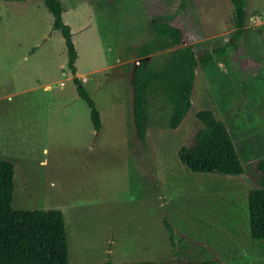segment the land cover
Segmentation results:
<instances>
[{
  "label": "rangeland",
  "instance_id": "1",
  "mask_svg": "<svg viewBox=\"0 0 264 264\" xmlns=\"http://www.w3.org/2000/svg\"><path fill=\"white\" fill-rule=\"evenodd\" d=\"M246 2L249 27L231 62L199 66L183 121L150 126L140 140L131 44L152 35L163 14L216 46L235 28L232 0H62L75 74L43 0H0V154L15 168L12 206L63 211L69 264H264L247 199L252 164L264 155V0ZM246 55L262 61L255 76L244 71ZM74 75L99 110L100 130ZM201 108L230 127L243 173L194 171L180 160Z\"/></svg>",
  "mask_w": 264,
  "mask_h": 264
},
{
  "label": "trees",
  "instance_id": "2",
  "mask_svg": "<svg viewBox=\"0 0 264 264\" xmlns=\"http://www.w3.org/2000/svg\"><path fill=\"white\" fill-rule=\"evenodd\" d=\"M114 3L117 0H107ZM53 16V27L62 33L68 53V65L75 74L76 40L71 27L63 20L62 0H43ZM234 29L224 42L210 47L196 42L186 21L178 15H157L151 25L153 37L138 49L142 58L132 73V116L138 139L147 135L150 126L176 128L190 110L197 75V65L217 60L230 61L232 51L242 47L246 28V0H232ZM152 54L149 58L146 55ZM244 71L249 76L259 73L262 61L245 56ZM73 79L79 95L90 107L92 123L100 130L99 110L89 92L76 76ZM195 116L200 122L194 144L182 145L180 160L191 170L241 174L244 172L234 134L210 108H201ZM248 190L249 228L255 239L264 240V155L253 164ZM15 168L0 154V264H69V245L65 217L61 209H15L12 206ZM173 237L172 226L166 221ZM103 264H115L108 260ZM127 264V263H117ZM208 264H214L209 261Z\"/></svg>",
  "mask_w": 264,
  "mask_h": 264
},
{
  "label": "crops",
  "instance_id": "3",
  "mask_svg": "<svg viewBox=\"0 0 264 264\" xmlns=\"http://www.w3.org/2000/svg\"><path fill=\"white\" fill-rule=\"evenodd\" d=\"M249 26H248V24H246V28H248ZM245 28V29H246ZM190 35V34H189ZM153 37V35H150V36H148L147 37V39L146 40H144V41H141L140 43L136 40L135 42H133L132 44H131V48L134 50V55H132V57L130 58V60L131 61H135L134 62V64H132V67H131V69H132V73H133V69H134V67L139 63V60L142 58V56H140L139 55V52H138V49H139V47L141 46V44L143 43V42H145V41H148V40H150L151 38ZM192 37V36H191ZM200 41V39L199 38H196L195 39V37L193 38H191V41H190V43L189 44H194V43H196V42H199ZM152 54H148V55H146V58H149L150 56H151ZM106 66H110V65H106ZM105 66V67H106ZM199 66H202V65H197V73L199 72V70H198V67ZM201 68V67H200ZM202 69H204L203 68V66H202ZM86 77V76H85ZM195 80H196V78H195ZM86 81H87V78H86ZM153 129L154 128H157V129H166L164 126H162V125H156L155 127L154 126H151ZM135 134H136V130H135ZM136 137H137V135H136ZM138 138V137H137Z\"/></svg>",
  "mask_w": 264,
  "mask_h": 264
},
{
  "label": "built area",
  "instance_id": "4",
  "mask_svg": "<svg viewBox=\"0 0 264 264\" xmlns=\"http://www.w3.org/2000/svg\"><path fill=\"white\" fill-rule=\"evenodd\" d=\"M82 80H86V77L85 76H82V78H81Z\"/></svg>",
  "mask_w": 264,
  "mask_h": 264
}]
</instances>
